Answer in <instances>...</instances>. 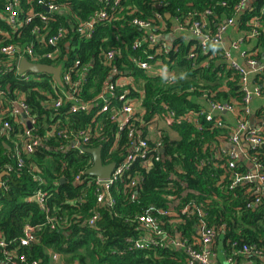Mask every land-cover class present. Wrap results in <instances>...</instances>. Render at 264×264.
<instances>
[{"label":"trees","instance_id":"1","mask_svg":"<svg viewBox=\"0 0 264 264\" xmlns=\"http://www.w3.org/2000/svg\"><path fill=\"white\" fill-rule=\"evenodd\" d=\"M57 1L68 3L67 15L75 14L80 19H86L92 12L103 7L98 0ZM241 1L120 0L115 19L97 24L90 39L78 40L74 37L69 40L67 62L78 58L88 65L81 86L83 99L93 100L101 91L109 70L104 67L99 54L107 49L120 50V57L115 59L118 70L128 72L135 82L144 81L142 105L145 120L161 112L163 103L177 115L189 110H207L208 101L203 97L204 93L209 100L219 103L240 99L239 76L229 68L218 48H212L208 56L198 52L197 66L193 67L192 61L187 58L190 43L185 44L182 37L173 39L169 60H164L178 71L177 78L172 83L159 77L146 76L142 70L132 65L129 57H145L141 51L131 50L133 42L142 34V31L131 24L133 18L148 20L159 12L167 24V31L172 26L173 18L184 24L189 13H195L196 18H199L200 14L210 10L211 14L205 17V22L212 32L228 19H234V27L227 29L226 36L230 30L234 32L233 29L241 33L239 37L247 35L252 29L250 21L257 20L259 34L254 40H246L244 44L252 45L257 51L255 58L260 65H264V0H251L247 8L236 12L235 8ZM158 2L161 3V8L156 6ZM3 7L4 2L0 0V12ZM38 10H42V7ZM166 14L169 15L168 18L165 17ZM64 17L63 14L58 17L59 24L67 25ZM28 27L13 35L10 27L0 18V31L11 34L9 40L0 42V48L13 44L21 50L23 46L35 42ZM144 48L150 51L148 47ZM0 59L3 60L0 62V86L5 88L9 85L7 96L10 99L14 97L13 90L25 92L30 114L35 119L37 135H44L56 121H59V128L66 127L72 132L94 128L100 132V136L91 139L88 148H101L103 164L119 161L120 153L125 152L122 146L126 143V136L122 133L117 147L110 151L117 126L110 121L109 112L99 115L93 121L98 108L94 107L89 112L66 114L70 102H65L59 109L60 115L55 114L51 107H47L48 104L42 105L43 102H51L54 97L51 77L39 74L38 81L22 82L15 75L13 66L5 67L6 60L1 52ZM254 82L264 93V69L255 76ZM34 87L38 90L33 91ZM4 91L7 92L6 89ZM48 95L51 96L49 100ZM131 96L137 95L131 93ZM96 104L100 106L101 101ZM120 104L112 101L110 109L112 106L119 108ZM217 118H222L223 124H226L223 115L216 114L214 120ZM199 121L201 129H197L192 123H182L170 128L174 136L164 133L160 161L153 162L148 168L134 164L125 177L112 186L113 207L101 209L96 206L92 190L88 189L82 194L83 186L73 183L74 176L91 165L90 154L59 150L56 137H50L32 155L25 157L24 166L17 170L11 140L21 131V126L9 119L10 134L0 135V174L7 165L12 166L13 170L1 176L0 234L9 243V248H16L17 253L24 256V261L17 260L16 264H52L48 250L60 254L64 259L63 264H188L189 259L184 249L163 246L136 250L127 240L142 234L136 218L149 208H154L175 215L166 214L162 217L166 232L173 236L178 234L188 244L192 243L197 237V220L195 217L187 218L179 214L180 209L189 202L203 208L209 226L216 229L223 227L215 241L217 257L214 264H226V257L244 245L254 247L264 256V200L261 204L248 208L247 205L254 200L247 193L250 184L228 189L230 174L220 166L224 161L217 162L214 158L219 146L217 137L222 134L227 136L228 130L225 127L213 128L212 122H206L203 117ZM257 158L264 174V144L258 150ZM200 162L205 165L200 167ZM32 168L38 170L42 184L34 180ZM238 170L243 173L246 171L243 165H239ZM138 176L142 178L134 188L136 197L131 199L124 185ZM62 178L64 183H61ZM37 190L46 194L45 203L50 211L55 209V214L60 219L67 220L66 223L61 220L54 230L49 229L46 224L47 214L36 202L27 200ZM79 195L83 196L82 202L75 199ZM71 199L74 203L69 202ZM97 211L100 218L95 228L81 225L82 221L89 219ZM71 218L77 221L72 222ZM170 220L175 222L171 223ZM25 224L41 226L37 232V242L30 247L18 246ZM232 243L236 245L232 246ZM2 260L0 250V264H7ZM244 261L263 264L252 254H238L234 257V264Z\"/></svg>","mask_w":264,"mask_h":264},{"label":"built area","instance_id":"2","mask_svg":"<svg viewBox=\"0 0 264 264\" xmlns=\"http://www.w3.org/2000/svg\"><path fill=\"white\" fill-rule=\"evenodd\" d=\"M98 1L103 7L92 12L86 19H80L75 14L67 15L69 11L68 3H60L57 0H3L4 7L0 12V18L10 27V30L14 33L13 35L21 33L23 28L29 26V33L35 38V42H30L23 46L21 50L13 44L2 46L0 52L5 57V67L12 68L13 66L15 75L22 82L39 80L37 76L39 74L19 72L22 60L59 69L60 83H57L52 75H49L54 85V97L51 102L48 103L46 101L42 105L48 104L47 107H51L55 114L59 115V109L65 102H70L69 109L65 112L66 114L89 112L95 107L96 109L98 108V111L94 115L93 121L99 115L109 112L110 121L117 126L110 151L117 147L122 133L126 136V143L122 146L125 152L120 153L117 163L111 162L115 166L108 178L87 175L86 170L93 166L92 159V163L87 169L79 171L74 176L73 183L83 186L82 194L88 189L92 190L97 208H112L114 205L111 193L112 186L121 181L134 164L138 163L143 168H148L153 162L160 161L163 154L164 130L166 131V129L182 123H192L197 129H201L199 119L203 117L206 122H212L211 126L213 128L225 127L228 130L227 136L222 134L217 137L219 146L218 151L214 154L217 162L224 161L220 163V166L230 174L228 189L232 190L237 186L250 184L247 187V193L251 194L254 200L247 207L251 208L261 204L262 200H264V174L261 171L262 167L257 156L258 150L264 144V101L258 111L260 123L256 126L250 125L249 116L252 101L255 98L264 99V93L261 88L254 80L251 83V78H255L264 69V65L258 63L254 53L241 49V45L246 40H251L259 34L257 20L252 19L250 21L252 29L247 35L230 40L228 47L225 48L223 45L226 40V31L228 28L234 27V19H228L223 25L217 27L215 32H212L205 22V17L211 14L210 10L200 14L199 18H196L195 13H189L184 20V24L173 18L172 26L167 31L165 30L167 24L163 15L159 12L154 13L153 17L148 20L133 18L131 24L142 31V34L139 39L133 42L131 50L141 51L145 57L131 56L129 60L134 67L142 70L146 76L159 77L165 79L168 83L175 81L178 71L164 62V60H169L173 41H169L166 34L179 31L180 34L186 33L188 35V38L178 35L176 39L182 37L185 44L190 43L191 46L187 58L192 61L193 67L197 66L198 52L208 56L212 48H218L223 60L239 76L238 85L241 92L240 99H234L229 103L211 101L204 93L203 97L208 101V109L189 110L182 115H177L167 104L163 103L161 104V112L155 113L151 118L145 120V109L142 105L144 81L135 82L128 72H121L117 69L115 59L120 57L119 49H107L99 54L104 67L109 71L102 83L100 93L90 101H85L81 93V86L84 83V75L87 72L88 65L83 64L78 58H75L70 63L67 62L71 38L76 37L78 40L90 39L97 24L111 22L115 19L120 0H111V2L110 0ZM250 1L242 0L235 8L236 12L245 9ZM156 6L158 8L162 7L159 2ZM40 7H42V10H38ZM62 14L65 15L64 18L67 25L59 24L58 17ZM0 36V42H5L10 39L11 34L0 31ZM144 47H148L151 52ZM2 61L0 59V62ZM32 90L37 91L38 89L34 87ZM8 92L9 85H6L5 88L0 86V135L10 134L11 124L9 119L21 126V131L11 140L13 147L12 156L16 160L15 166L17 170L22 169L24 166V158L32 155L50 137H56L59 142V150L84 154L86 153L85 149L88 148L89 141L100 136L98 130L90 127L77 132H72L66 127L59 128V121L50 125L49 130L44 135H37L35 133V119L30 114L25 92L13 90L12 97H14L12 99L7 96ZM131 93H135L137 96H131ZM47 99H51V96L48 95ZM98 101H101L100 106L96 104ZM112 101L121 103L120 107L112 106L110 109ZM216 114L230 115L234 120L233 124L231 126L223 124L222 118L214 120ZM27 122H29L30 128L27 127ZM203 165L205 163L200 162V167ZM239 165H243L246 169L244 173L238 170ZM248 166H251V169ZM12 170V166L7 165L1 174L6 175ZM31 172L34 173V180L42 184L43 180L38 175V170L32 168ZM141 178V176L133 177L124 185L125 189L130 193L131 199L136 197L134 188ZM2 186L3 183L0 179V188ZM45 197L46 194L44 192L37 190L27 200L38 204L40 209L47 214V226L50 230H54L58 226L59 221L62 220L63 223H66L67 220L60 219L56 215L57 211L55 209L50 211L49 206L45 203ZM173 198L176 199V197ZM75 199L78 202H82L83 196L79 195ZM69 202L74 203V200L71 199ZM166 214L173 215V213H167L160 209L149 208L138 216L136 219L142 234L137 238L127 240L131 247L136 250L161 248L163 246L181 248L184 249L188 256V264H214L217 257L214 250L215 241L223 227L216 229L213 226H209L206 220L207 215L203 208L200 205L189 202L179 211V214L187 218L195 217L197 220V237L192 243L188 244L187 240L180 235L175 234L173 236L164 230L165 222L162 217ZM99 218L100 215L97 211L89 219L82 221L81 225L95 228ZM70 220L72 222L77 221L73 218ZM170 222L174 223L175 221L170 220ZM40 227V225L31 226L25 224L18 246L30 247L36 243L37 232ZM235 245V243H232V246ZM8 246L9 243L0 234L2 262L7 264H16L17 260L23 262L24 256L19 255L16 248L11 249ZM47 253L53 262L61 258L60 254L53 253L50 250ZM238 254L245 256L252 254L264 264L263 254L254 247L246 245L227 256L226 264H234V257ZM31 264H36V262ZM240 264L254 263L252 261H244Z\"/></svg>","mask_w":264,"mask_h":264},{"label":"water","instance_id":"3","mask_svg":"<svg viewBox=\"0 0 264 264\" xmlns=\"http://www.w3.org/2000/svg\"><path fill=\"white\" fill-rule=\"evenodd\" d=\"M166 18L169 17L168 14L165 15ZM19 72L24 73V72H29L32 74H48L52 75L57 83H60L59 80V69L54 68L52 66H47V65H40V64H32L26 60H22L20 62V67H19ZM24 117V115H23ZM27 127L30 128L29 122H27ZM85 152L90 154L93 159V166L90 167L86 173L89 176H97L100 178H108L110 174L112 173V170L115 166L114 163H110L108 165H103L101 161V148L96 147V148H87L85 149ZM3 175V174H1ZM0 175V179H1ZM64 179H61V183H64Z\"/></svg>","mask_w":264,"mask_h":264},{"label":"crops","instance_id":"4","mask_svg":"<svg viewBox=\"0 0 264 264\" xmlns=\"http://www.w3.org/2000/svg\"><path fill=\"white\" fill-rule=\"evenodd\" d=\"M248 6H249V3L246 5L245 8H247ZM233 31L234 32H231V30H230L228 35L226 36V40H225L224 45H223L225 48L228 47L230 40H234V39L238 38L241 35V33H238L235 29H233ZM178 35H181L183 37L188 38V35L186 33L180 34L179 31L172 32L171 34H166V37H167V39L169 41H171L173 39H176ZM251 40H254V39L252 38ZM251 40H249V41H251ZM248 43H250V42H248ZM241 49L245 50L247 52H251L252 50H254V48H252V45L249 46V44H247V43L246 44L243 43L241 45ZM251 53H254L256 55L257 51L254 50ZM253 80H254V78L252 77L251 78V83H253ZM263 101H264V99H261V98H255L252 101V103H251V113H250V116H249L250 125L256 126V125H258L260 123V119L258 117V111L260 110L261 105L263 104ZM222 115L226 119V121H225L226 124L231 126L233 124V122H234L233 118L230 115H228V114H222ZM163 129H165V128H163ZM164 133L165 134H169L170 136H174L173 131L170 128L166 129V131L164 130ZM248 168L251 169V166H248Z\"/></svg>","mask_w":264,"mask_h":264},{"label":"rangeland","instance_id":"5","mask_svg":"<svg viewBox=\"0 0 264 264\" xmlns=\"http://www.w3.org/2000/svg\"><path fill=\"white\" fill-rule=\"evenodd\" d=\"M63 258H60L58 261H56V262H53L52 261V264H63Z\"/></svg>","mask_w":264,"mask_h":264}]
</instances>
